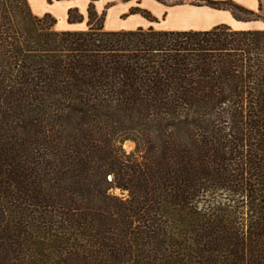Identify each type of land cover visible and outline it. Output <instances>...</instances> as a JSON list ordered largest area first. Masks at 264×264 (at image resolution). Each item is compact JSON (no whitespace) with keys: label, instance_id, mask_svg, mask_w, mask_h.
Wrapping results in <instances>:
<instances>
[{"label":"trees","instance_id":"obj_1","mask_svg":"<svg viewBox=\"0 0 264 264\" xmlns=\"http://www.w3.org/2000/svg\"><path fill=\"white\" fill-rule=\"evenodd\" d=\"M104 19L0 0V264H264V31Z\"/></svg>","mask_w":264,"mask_h":264},{"label":"crops","instance_id":"obj_2","mask_svg":"<svg viewBox=\"0 0 264 264\" xmlns=\"http://www.w3.org/2000/svg\"><path fill=\"white\" fill-rule=\"evenodd\" d=\"M180 1L170 4L158 0H29V4L37 16H53L58 31L86 30L90 4L94 5L99 16L105 14L107 31H135L151 27L160 31H209L221 25L235 31H264V19L239 20L231 10L212 8L203 0ZM212 1H232L264 17V0ZM72 9H78L83 22L69 23V11Z\"/></svg>","mask_w":264,"mask_h":264},{"label":"rangeland","instance_id":"obj_3","mask_svg":"<svg viewBox=\"0 0 264 264\" xmlns=\"http://www.w3.org/2000/svg\"><path fill=\"white\" fill-rule=\"evenodd\" d=\"M158 1L159 2H164V3H170V4H177V3L181 2L180 0H158ZM95 22H98V20L95 21ZM101 24H104V21H102ZM54 29H56V26H54ZM135 148H136V144L134 142H132V141H127L124 144V149L128 153L134 151ZM115 194L118 195V196H122V197L127 195V193H122L119 189L115 190Z\"/></svg>","mask_w":264,"mask_h":264}]
</instances>
